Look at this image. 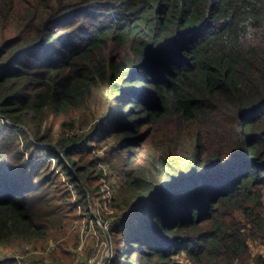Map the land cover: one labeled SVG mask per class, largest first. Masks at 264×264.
<instances>
[{
  "label": "trees",
  "instance_id": "obj_1",
  "mask_svg": "<svg viewBox=\"0 0 264 264\" xmlns=\"http://www.w3.org/2000/svg\"><path fill=\"white\" fill-rule=\"evenodd\" d=\"M247 16L257 43L226 47ZM45 116L71 119L56 143ZM96 130L128 189L111 264H264V0H0V248L45 236V160L83 192Z\"/></svg>",
  "mask_w": 264,
  "mask_h": 264
},
{
  "label": "rangeland",
  "instance_id": "obj_2",
  "mask_svg": "<svg viewBox=\"0 0 264 264\" xmlns=\"http://www.w3.org/2000/svg\"><path fill=\"white\" fill-rule=\"evenodd\" d=\"M13 33L14 31L10 36ZM99 104H104L100 98L96 102L85 104L88 108L78 112L82 118L86 116L94 120L87 126L86 132L94 131L91 126L96 127L93 108ZM45 117L41 134L48 133L49 141L56 143L64 133L62 121L71 119L66 116ZM222 123L220 122V126ZM28 130V136L35 141L33 133ZM153 130L154 137L146 144L147 149H153L156 142L163 139L166 133L173 131V127L163 121L155 125ZM88 143L90 147L87 153L82 157L79 153L73 155L76 161L89 167L92 160L96 161V165L89 170L90 180L83 192L69 180L58 164L45 160L43 179L49 178L50 181L40 185L38 191L33 194L32 212L44 227L46 234L30 243L11 242L10 246H3L0 248V263L9 261V264H111L120 255L117 250L126 248L123 235L125 229H128L126 227L131 226L130 221L124 219L125 227L121 229L123 232L118 228L123 224H120V218L126 213L121 206L127 197L128 189L124 173L113 170L115 161L117 163L116 155L111 150L114 142L110 135L100 139L96 130ZM25 152V158L30 161L37 159L32 156L34 153L27 149ZM64 161L69 164L67 159ZM250 247L253 257L264 253V245L259 242L250 241ZM173 259L177 264H192L184 253ZM11 260L14 262L10 263ZM123 261L121 263L126 264L125 258ZM249 264H253L252 261Z\"/></svg>",
  "mask_w": 264,
  "mask_h": 264
},
{
  "label": "clouds",
  "instance_id": "obj_3",
  "mask_svg": "<svg viewBox=\"0 0 264 264\" xmlns=\"http://www.w3.org/2000/svg\"><path fill=\"white\" fill-rule=\"evenodd\" d=\"M258 35L259 30L255 25L254 18L252 16H247L241 20L240 31L236 35L235 40L227 38L223 43L228 48H231L232 46L248 48L257 43Z\"/></svg>",
  "mask_w": 264,
  "mask_h": 264
}]
</instances>
